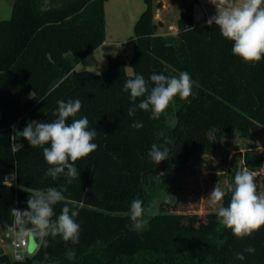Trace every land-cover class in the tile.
Wrapping results in <instances>:
<instances>
[{
    "label": "trees",
    "instance_id": "16d2710c",
    "mask_svg": "<svg viewBox=\"0 0 264 264\" xmlns=\"http://www.w3.org/2000/svg\"><path fill=\"white\" fill-rule=\"evenodd\" d=\"M105 1L12 0L10 17L0 19V233L16 228L11 209L27 210L29 189L49 187L63 186L66 198L54 206L56 216L67 204L79 212L81 225L78 244L49 236L48 247L41 245L22 260L0 254V264H264V226L239 239L218 217L163 212L137 231L129 215L134 199L147 205L158 180L179 198L178 177L193 159L202 161L199 152L214 148L210 131L216 137L232 128L264 132V59L252 65L233 55L232 42L216 25L193 20L195 0H180L175 34L158 33L153 1L144 0L129 40L132 73L121 54L108 55L102 72L75 70L64 53L84 57L104 41ZM182 71L193 80L187 101L175 97L158 120L139 109L134 117L127 115L133 106L130 92L123 91L127 79ZM69 98L82 100L76 118L87 116L98 132L97 150L76 162L79 178L70 184L64 175L45 177L49 165L43 150L16 135L31 121L55 119L57 101ZM134 120L143 127L133 128ZM165 138L171 141L169 158L155 164L147 153L153 143L163 146ZM255 147L232 156L222 188L234 183L237 168H246L264 191V182H258L264 180V150ZM229 202L230 193L224 206ZM249 246L254 254L244 251ZM237 253L245 259L238 260Z\"/></svg>",
    "mask_w": 264,
    "mask_h": 264
},
{
    "label": "clouds",
    "instance_id": "9594fccd",
    "mask_svg": "<svg viewBox=\"0 0 264 264\" xmlns=\"http://www.w3.org/2000/svg\"><path fill=\"white\" fill-rule=\"evenodd\" d=\"M216 8V14L208 21L219 28L222 37L232 42L231 51L247 64L255 65L264 59V0H209ZM151 82V84H150ZM193 80L189 73L180 72L178 76H166L153 73L149 80L143 75L136 74L126 80L123 91L130 92V102L127 115L134 117L137 109L151 113L150 119L158 120L166 111L173 99L179 96L187 101L192 95ZM138 98H143L137 104ZM83 107L82 100L69 98L58 100L57 108L52 113L55 119L50 122L31 121L16 135L28 141L32 148H41L43 158L49 165L45 177L53 179L64 175L67 183L79 178V170L75 167L78 160L87 158L97 150L94 142L98 132L90 127L87 116L77 117ZM72 118L71 123H68ZM133 128L140 129L143 124L134 120ZM171 143L165 138L163 146L153 143L147 155L152 162L159 164L169 158ZM48 145V146H46ZM22 147V145H20ZM27 210L11 209L14 224L17 228V238L23 241L31 240L38 250L41 245L48 247L47 237L55 239L60 236L65 243H79L81 225L76 217L79 212L67 204L56 216L54 206L65 201L63 186L58 190L49 187L46 190L27 191ZM230 193V202L224 206V197ZM169 193L164 201H174ZM215 210L219 223L232 231V234L243 239L251 236L264 226V191H258L255 175L248 169L235 173L234 183L227 189L220 182L207 198ZM159 201L151 202L145 207L144 202L136 198L130 204V219L135 230H143L147 226L146 216H155L158 212ZM56 217L53 219V217ZM255 253V248L249 246L245 250ZM67 255L73 256L72 249ZM238 260H244V253H237Z\"/></svg>",
    "mask_w": 264,
    "mask_h": 264
},
{
    "label": "rangeland",
    "instance_id": "374dc122",
    "mask_svg": "<svg viewBox=\"0 0 264 264\" xmlns=\"http://www.w3.org/2000/svg\"><path fill=\"white\" fill-rule=\"evenodd\" d=\"M154 21L161 22L157 32L161 34H175L177 32L176 20L180 14V0H152ZM160 2V6L157 3ZM12 0L0 1V19H6L11 14ZM144 0H106L104 3L105 38L91 53L84 57H75L71 51L64 55L71 58L76 63V70H89L99 73L107 68V56L121 54L125 61V70L132 73L129 59L133 53L132 43L129 42L134 33V24L140 13L145 9ZM207 11L210 15L216 14V8L208 4ZM160 19V21H159ZM31 92L26 93V98ZM170 119H173L170 116ZM244 133V132H243ZM241 133L239 129L232 128L223 132L220 137H216L213 131L209 132V137L214 143V148L198 153L202 161L193 159L189 168L178 177L180 185V196L172 203L164 201L168 195L167 186L163 180H158L150 193V198L145 207L153 201H159L157 214L169 212L173 214H192L195 216L217 217L215 210L207 201L209 194L215 185L220 182L221 187L228 184L230 177L231 158L237 152H244L251 146L264 150V132ZM240 162L238 161V167ZM239 171V169L237 168ZM212 177L216 181L212 180ZM260 178V185L264 182ZM174 192H177L174 189ZM174 197V195H171ZM152 216H146L149 219ZM10 237L6 231L0 233V246L4 253L11 258ZM28 253V252H27Z\"/></svg>",
    "mask_w": 264,
    "mask_h": 264
},
{
    "label": "built area",
    "instance_id": "2783aa9c",
    "mask_svg": "<svg viewBox=\"0 0 264 264\" xmlns=\"http://www.w3.org/2000/svg\"><path fill=\"white\" fill-rule=\"evenodd\" d=\"M196 3H198L204 12L203 18L199 21L196 22L198 25H207V21L211 18L207 11V5L211 4L209 0H195ZM213 5V4H211ZM214 6V5H213ZM215 7V6H214ZM6 235L10 237V247H11V258L14 260H22L25 258L27 253V244H28V239L25 238L23 241H20L17 238V228L14 226L8 227L6 230Z\"/></svg>",
    "mask_w": 264,
    "mask_h": 264
},
{
    "label": "water",
    "instance_id": "95a60500",
    "mask_svg": "<svg viewBox=\"0 0 264 264\" xmlns=\"http://www.w3.org/2000/svg\"><path fill=\"white\" fill-rule=\"evenodd\" d=\"M203 16H204V12H203L202 7L198 3L195 2L193 4V20L195 22H199L203 18ZM36 250L37 249H36L34 243L31 240L28 239V244H27L28 255L33 254ZM3 253H4V250L0 246V254H3Z\"/></svg>",
    "mask_w": 264,
    "mask_h": 264
},
{
    "label": "crops",
    "instance_id": "0c3cea01",
    "mask_svg": "<svg viewBox=\"0 0 264 264\" xmlns=\"http://www.w3.org/2000/svg\"><path fill=\"white\" fill-rule=\"evenodd\" d=\"M0 1H2V0H0ZM209 15H210V14H209ZM210 16L212 17L213 15H210ZM159 21H160V19H159ZM69 60H70V62L72 63L74 69L76 70V69H77V67H76V63H75L71 58H69Z\"/></svg>",
    "mask_w": 264,
    "mask_h": 264
},
{
    "label": "snow or ice",
    "instance_id": "6c2138e0",
    "mask_svg": "<svg viewBox=\"0 0 264 264\" xmlns=\"http://www.w3.org/2000/svg\"><path fill=\"white\" fill-rule=\"evenodd\" d=\"M31 250V249H30Z\"/></svg>",
    "mask_w": 264,
    "mask_h": 264
}]
</instances>
